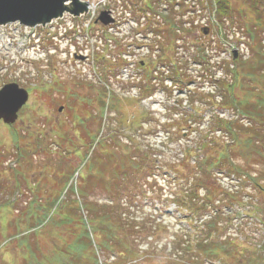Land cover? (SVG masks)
<instances>
[{
    "label": "rangeland",
    "instance_id": "1",
    "mask_svg": "<svg viewBox=\"0 0 264 264\" xmlns=\"http://www.w3.org/2000/svg\"><path fill=\"white\" fill-rule=\"evenodd\" d=\"M216 1L208 0L209 7L202 8L204 14L201 16L199 11L198 16V12L194 10L198 0H188V7L185 9L187 15L184 18L189 24L184 26L189 27V21L193 18L196 25L191 30L192 34H187L192 41L188 51L184 42L176 40V36H170V30L167 29L170 24L162 26L164 16L168 22H172L176 17L174 12H182L181 6L175 5L174 9L171 6L172 2L175 4L178 0H81L83 4L77 6L71 0L70 10L65 11L63 19L66 24L60 26V32L63 36L64 27L71 24L70 21L76 24L78 31L73 37L74 31L70 30L68 36H63L65 39L57 46L47 41L46 28L59 25L61 19L31 23L28 27L21 24L0 27V86L18 82L30 92V99L18 112L15 122L4 124L0 121V264H23L24 251L11 243V240L12 237L15 239L21 236L18 235V227L21 232L26 229V226L17 225L16 218L17 208L21 206L20 200L28 199V194H21V191L27 189V179L33 186L36 181L43 180L48 175L49 182L44 186L47 190H57L53 177L56 169L62 165L64 168L71 166L76 170L70 183L78 186L80 174H88L87 164L94 150L100 156L104 155L105 150L112 153L113 167L104 162L105 168L118 169L120 160L135 156L136 152H131L133 147L142 149L141 152L152 147L158 157H155L157 161L149 173L156 174L155 178L148 179L142 186L143 191L148 192L144 195L137 193L134 206L131 210L128 209L133 215H147L151 222L152 215L158 224L165 226L164 230H160L159 237H156L160 247L158 258L143 264H155L161 258V262L174 258L177 250L168 248V243L173 240H176L174 245L178 249L180 242L185 240V244L187 243L188 231L193 224L183 218L185 212L167 197L169 192L178 190L179 183H185L176 169L192 172L183 161H176L178 156H185L186 148L192 146V142L187 141V136L183 137V133L188 135L189 129L181 131L180 128V134L174 136L173 143L162 141L168 138V134L176 133L180 124L186 127L188 122L196 120L205 123L212 117L214 112L209 102L199 100L198 97L203 93H212V79L222 75L220 68L216 77L208 78L206 73H201L203 66L190 61L189 71L193 74L195 85L202 90L195 88L192 90L195 99L187 98L191 85L183 91L172 86L176 79L178 81L177 70L181 66L179 57L194 53L195 45L210 50V62L216 64L222 62V59H231L232 55L239 52L240 48L232 41L227 43L230 50L225 48L222 53L218 50L211 51V47H216L225 38L224 28H221L216 14L217 9L222 10L224 6L222 0ZM146 5L154 9V19L149 23L142 10ZM133 13L137 17H133ZM103 14L105 18L101 19ZM159 14L162 16L158 18ZM131 17L132 22H129ZM114 23L117 24L116 29L111 31ZM217 25L222 34L216 30ZM172 27L179 30L180 24L173 21ZM35 35L41 36L39 44ZM49 46L54 48L53 54L46 53ZM243 49L249 54L246 48ZM43 50L45 54L39 55ZM77 51L88 58H75ZM241 52L244 50L240 49ZM125 64L128 70L119 68ZM133 74L137 76L135 79H132ZM164 78L166 82H162ZM143 79H153L151 83L155 85L152 87V96L142 94L141 90H146L141 84ZM167 87L174 89L171 91ZM104 101L106 107L103 115H100ZM178 111L183 113L179 114V119L178 115L176 117ZM191 112L198 115L184 117V114ZM200 133L196 131L189 137H194V142ZM91 135L93 139L96 137V141L93 140V146L86 153L82 142ZM102 141L106 146L95 147ZM18 146L22 149L19 165L23 169L16 166L18 162L15 163ZM165 154L169 158H165ZM32 157L35 162L29 159ZM171 165L178 167L174 170L169 167ZM219 184L230 187L234 185L232 181L220 176L211 185L218 187ZM9 186L12 188H7ZM250 186L246 188V192ZM92 193L95 194L94 191ZM46 195L44 196L47 197ZM63 196L64 194L60 199ZM43 201L46 202V198ZM252 220L249 219V222ZM249 222L246 218L240 222L235 221L230 229L246 226ZM194 231H197L193 232L196 238L199 230ZM190 237L194 242L193 236ZM242 239L245 240V236L242 235Z\"/></svg>",
    "mask_w": 264,
    "mask_h": 264
},
{
    "label": "trees",
    "instance_id": "2",
    "mask_svg": "<svg viewBox=\"0 0 264 264\" xmlns=\"http://www.w3.org/2000/svg\"><path fill=\"white\" fill-rule=\"evenodd\" d=\"M207 1L198 0L194 9L198 16L202 8L209 7ZM222 4L224 9H217L216 14L221 28H224L225 38L216 47H211V51L222 53L226 49L230 50L227 43L232 41L244 52L237 58L232 55L231 59H222L216 64L210 62V50L195 45L192 56L179 57L181 66L178 67V83L181 85L194 81L189 71L190 61L203 66L201 73H206L208 78L216 77L220 68L222 72L219 78L212 79L213 92L198 97L209 102L214 112L212 117L205 123L196 120L188 122L186 127L181 124V127L178 126L181 131L188 128L189 134L196 131L201 133L194 142V137L189 140L192 146L185 149V156L176 158L177 162L183 161L192 172L184 170L188 182L183 189V196L174 198L175 202L179 208H187L189 220L195 217L198 209L201 213L204 211V216L207 210H211V219L201 223L205 226V238L197 240L193 249L197 251L195 254H191L189 244L187 248L181 246L174 258H167L165 264H207L205 261L208 259L216 264H264V0H222ZM180 5L183 8L180 29L177 32L172 27L170 36H176V40L184 42L188 51L192 41L187 34H192L191 30L196 25L193 18L189 21V27L184 26L189 24L184 19L188 0H180ZM153 14L149 18L151 21L154 19ZM217 29L222 34L219 25ZM191 97L195 99L192 94ZM103 103L100 115H103L106 107L105 101ZM196 113L184 114V117L190 115L188 118H192L198 115ZM88 137L82 142L86 153L93 146V140L96 141V137ZM99 143L95 147L106 146L104 141ZM141 150L133 147L131 152H136L135 156L120 160L118 169L105 168L103 165L105 162L112 166L114 159L110 151L105 150L104 155L100 156L94 150L95 154L86 163L87 176L80 174V186L70 183L76 170L71 166L64 168L62 165L56 169L53 177L57 190L46 189L48 175L33 186L27 179V189L21 194H28V199L20 200L16 218L17 225L26 226V229L21 232L18 227V235L21 236L12 237L11 240L24 251L23 264H134L159 253L156 237L161 234L160 230H164V224H158L152 215L151 222L147 215H133V212L128 211L134 206L137 193L144 195L148 192L143 191L142 186L147 183L144 178L149 177L153 168L154 158L151 155L154 152L151 147H148L149 152ZM20 155L21 161L22 153ZM29 159L35 162L33 157ZM219 176H228L238 185H232V191L228 186L214 185L212 198L208 201L201 199L198 191L202 187L208 188ZM248 186L250 189L246 192ZM176 193L181 195L179 191ZM224 193L226 196L220 197ZM45 198L46 202L43 201ZM223 200L229 207L237 204L247 218H253L252 222L248 219L250 224L241 230L245 240L234 233L225 235L228 226L222 219L226 220L231 215L228 211L225 212L226 216L223 215L224 211L218 205ZM198 203L200 206H197ZM174 247L171 245L170 249Z\"/></svg>",
    "mask_w": 264,
    "mask_h": 264
},
{
    "label": "water",
    "instance_id": "3",
    "mask_svg": "<svg viewBox=\"0 0 264 264\" xmlns=\"http://www.w3.org/2000/svg\"><path fill=\"white\" fill-rule=\"evenodd\" d=\"M70 0H0V24L20 20L23 23L49 21L62 14L65 3ZM80 5L77 0H72ZM101 19L105 18V14ZM106 23V22H105ZM28 100V91L17 83H10L0 88V118L6 123H13L18 112Z\"/></svg>",
    "mask_w": 264,
    "mask_h": 264
},
{
    "label": "bare ground",
    "instance_id": "4",
    "mask_svg": "<svg viewBox=\"0 0 264 264\" xmlns=\"http://www.w3.org/2000/svg\"><path fill=\"white\" fill-rule=\"evenodd\" d=\"M77 1H78V3H80L81 5L83 4V3H82L80 0H77ZM69 5H70V4H69V3H67V4L65 5V7L69 8ZM159 16H160V14H159ZM165 21H166V20H164V22H163V25H162V26H165V25H168V24H169L168 22H167V23H165ZM1 26H3V27H4V26H5V24L3 23V24H1ZM167 29H170V26H168V27H167ZM185 87H186V86H185ZM186 88H187V87H186Z\"/></svg>",
    "mask_w": 264,
    "mask_h": 264
},
{
    "label": "flooded vegetation",
    "instance_id": "5",
    "mask_svg": "<svg viewBox=\"0 0 264 264\" xmlns=\"http://www.w3.org/2000/svg\"><path fill=\"white\" fill-rule=\"evenodd\" d=\"M115 24H116V23H114V27H115ZM116 25H117V24H116ZM75 56H77V55L75 54ZM55 70H56V69H55ZM1 122H2V121H1Z\"/></svg>",
    "mask_w": 264,
    "mask_h": 264
}]
</instances>
